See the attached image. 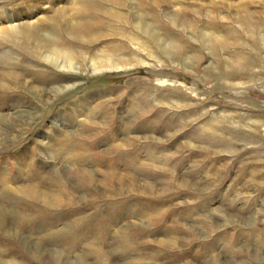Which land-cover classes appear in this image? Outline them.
I'll return each instance as SVG.
<instances>
[{"label":"rangeland","instance_id":"374dc122","mask_svg":"<svg viewBox=\"0 0 264 264\" xmlns=\"http://www.w3.org/2000/svg\"><path fill=\"white\" fill-rule=\"evenodd\" d=\"M29 1L0 0V24ZM70 1L59 5L73 7ZM96 1L123 15L96 11L101 23L87 33H99V42H71L88 50L111 41L128 68L92 73L80 54L75 72L11 47L20 56L0 79V264H264V0H174L190 30L168 25L167 0L138 1L196 58L194 73L182 53L168 61L131 26L127 0ZM36 3L62 31L57 4ZM206 10L220 27L215 35L233 32L255 46L225 49L245 53L252 68L226 72V53L214 57L201 47ZM237 13L255 25L252 35L238 26ZM208 63L230 80L249 77L202 79ZM40 78L37 99L27 86ZM213 114L219 131H197ZM43 187L56 192L54 205L41 200Z\"/></svg>","mask_w":264,"mask_h":264},{"label":"bare ground","instance_id":"6f19581e","mask_svg":"<svg viewBox=\"0 0 264 264\" xmlns=\"http://www.w3.org/2000/svg\"><path fill=\"white\" fill-rule=\"evenodd\" d=\"M35 1L36 0H30L28 2L25 12H18L17 14H13L14 16L4 14L6 15L4 18L5 20H3L5 23L0 24V46L8 44L10 47H6L4 49L0 48V79L2 75L7 73L6 71L9 70L8 68L10 66H15V64L17 63L15 61L16 56H20L18 52L11 48L12 46L24 50L25 52L23 53L25 54L35 55V57L41 55L44 60L58 65L62 69L74 70L75 72L79 67L76 59L80 54H82L83 59L91 69L92 73L102 72L105 70H121L128 68L131 65L130 60L127 59V56H121V54L119 53L121 51L118 48L119 46L117 44L112 45L113 43L111 41L96 45L93 48L90 47L88 50L87 48L83 47L84 49L81 50V45L86 46V44H88L91 46V44H97L99 42V38H97V35L99 33H87V31L90 30L93 25H97L93 22H100V18L95 14L96 11L102 12L104 15H108L110 17H113L114 19L117 18L118 20L119 17L123 15L122 13L115 10L112 11V8H103V6H101L96 0H67L72 3L73 7L70 5L68 6L67 2V5L64 7V5H59V0H52L55 2V4H57V7L55 9L57 11L56 13H58L57 17L63 19V30L61 31L56 26L57 18L44 15L43 8L41 9L39 5L37 6L36 3L40 0H37L36 2ZM102 1H108V3H111V1L113 0H101L100 2ZM138 1L140 0H127L129 5L128 7L130 8L129 10H131L132 12V19L129 22L131 26L137 29L136 31H138L139 33H142L143 35L151 38L153 44L156 46V48H158L159 52L167 56L168 61L173 62L175 59H177V56L181 55L182 53L181 56H183L182 61L184 68H186L187 70H193L194 73V71H196L197 69L196 64L198 62L196 58H193L192 55H189L186 47L184 49L180 48L182 47V45L179 44L175 35H173V33L169 31V29L165 30L164 28H162V24L157 23L158 20H156L155 11L153 9L142 10V6H140L142 5V3L140 4L138 3ZM175 3L176 1L174 0H167V6L162 10V16L165 18L166 22H168V25H171L172 29L186 28L190 30L192 28V25L190 21H188L189 19L184 9L180 6L175 7ZM37 10L40 12L37 14L34 13ZM205 14L206 19L200 27V33H198L200 34L201 47L207 49L209 54L214 57L217 56V50H222L223 53H226V60L224 61L223 66V69L226 72L230 71L232 67L235 68L233 71H236L238 69L243 70L249 64V67L252 68L254 63L250 60L249 57L247 58V55H245V53L226 52L225 49H227L229 46H233L234 44H245L249 48L256 50L255 46L248 45L245 40L236 36L235 34H233V32H228L231 35H215V33L217 34V32H220V27L217 28V26H213L211 21L208 20L210 18L208 10L205 11ZM219 17V19L223 18L221 15ZM235 19H237L236 23L238 24V26L244 29L243 32L246 33V35L253 34L252 31H254L255 29L254 24L246 21L245 19H242L238 13L236 14ZM56 29L59 30L58 33H55ZM190 32L192 33V31ZM120 34H126L125 37L130 41L132 46L140 51H145L147 54L151 55V57L154 58L156 62L160 60L157 56H154L149 51L148 45L145 44V42H143L142 40H139V38L134 34H124L123 32ZM103 36H105V34H103L102 37ZM258 37L261 42L260 44H262V46L264 47V36L259 35ZM71 41L80 42L81 47H75ZM259 60V64H261L259 66L263 67L264 55L260 56ZM136 62H139V64L147 63L146 60L140 59V57L137 58ZM210 64L211 63H208L201 68V71L199 73H201L200 76L202 79L207 77H218L223 78L227 81V83L229 82V84H234L235 80H238L237 82H239L240 78L242 79L245 76L249 77V74L246 75V73H243L237 78H234L233 81L226 76L227 74H225L224 77L219 75V72H217V67ZM35 81L30 82L27 88L38 99L41 98L44 93L42 92L44 90L43 87L41 88V86H44L45 84L41 78L37 80V82ZM4 86V83L0 81V91ZM60 90L62 91V89ZM178 102L182 103L183 101L179 100ZM217 121V116L213 114L204 122H200V124H197L196 129L201 133L204 132L206 134H213L219 131V127L218 125H216ZM7 188H9V186H7ZM40 194V198H42L41 200L43 201V203L47 205H54V195L56 194V192L53 194L49 189L43 187L41 188ZM130 232H132L133 234V231ZM37 244L38 247L37 249H35L37 252L35 253L37 256H41L45 252L44 250H42V243L38 242ZM97 250L98 249H93V251L91 252L95 254V252H98ZM69 264L71 263L69 262Z\"/></svg>","mask_w":264,"mask_h":264}]
</instances>
